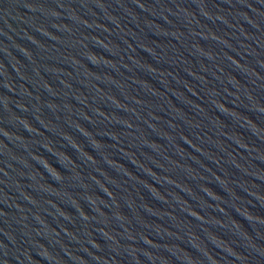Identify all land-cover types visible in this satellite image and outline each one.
Segmentation results:
<instances>
[{"label": "water", "instance_id": "obj_1", "mask_svg": "<svg viewBox=\"0 0 264 264\" xmlns=\"http://www.w3.org/2000/svg\"><path fill=\"white\" fill-rule=\"evenodd\" d=\"M0 264H264V0H0Z\"/></svg>", "mask_w": 264, "mask_h": 264}]
</instances>
